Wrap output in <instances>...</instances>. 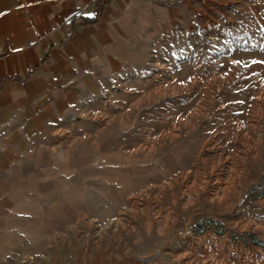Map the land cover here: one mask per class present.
I'll use <instances>...</instances> for the list:
<instances>
[{
  "label": "rangeland",
  "instance_id": "rangeland-1",
  "mask_svg": "<svg viewBox=\"0 0 264 264\" xmlns=\"http://www.w3.org/2000/svg\"><path fill=\"white\" fill-rule=\"evenodd\" d=\"M155 1L147 59L75 125L77 140L119 126L126 163L108 165L127 179L19 224L0 264H264V4Z\"/></svg>",
  "mask_w": 264,
  "mask_h": 264
},
{
  "label": "crops",
  "instance_id": "crops-1",
  "mask_svg": "<svg viewBox=\"0 0 264 264\" xmlns=\"http://www.w3.org/2000/svg\"><path fill=\"white\" fill-rule=\"evenodd\" d=\"M96 1L0 0V247L16 244L19 224L49 223L67 205L91 210L98 184L127 179L108 165L126 163L114 154L119 126L77 140L75 125L98 118L123 75L147 59L144 1H157L100 0L96 25L72 26L96 17Z\"/></svg>",
  "mask_w": 264,
  "mask_h": 264
},
{
  "label": "trees",
  "instance_id": "trees-1",
  "mask_svg": "<svg viewBox=\"0 0 264 264\" xmlns=\"http://www.w3.org/2000/svg\"><path fill=\"white\" fill-rule=\"evenodd\" d=\"M96 7H97V15L95 18H83V17H75L71 21L72 26H76L78 24L89 27V26H94L98 23V21L102 18L103 13L105 9L107 8L106 5H103L100 0L96 1ZM256 245L264 244L261 241H255Z\"/></svg>",
  "mask_w": 264,
  "mask_h": 264
}]
</instances>
